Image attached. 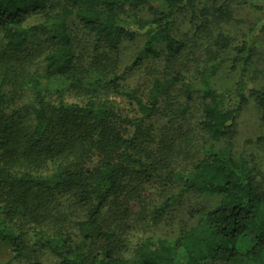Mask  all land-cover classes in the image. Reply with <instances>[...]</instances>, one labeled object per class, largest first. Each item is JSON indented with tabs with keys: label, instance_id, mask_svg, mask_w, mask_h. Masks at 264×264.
<instances>
[{
	"label": "trees",
	"instance_id": "trees-1",
	"mask_svg": "<svg viewBox=\"0 0 264 264\" xmlns=\"http://www.w3.org/2000/svg\"><path fill=\"white\" fill-rule=\"evenodd\" d=\"M153 1L163 7L153 8ZM55 2L0 0L3 57L19 56L36 38L45 36L52 47L44 58L46 70L68 75L75 58L70 31L75 19L110 52L124 41L142 37V51L126 74L142 58L162 56L159 45L164 46L166 62L179 56L184 43L173 36L175 21L182 8L193 12L194 7V0H62L60 10L49 13ZM30 14H43V22L25 26ZM213 45L218 52L234 50V60L240 64L231 91H217L211 85L224 60L213 57L203 74L200 128L210 140L220 142L229 137L247 102L243 92L251 51L222 34ZM25 84L32 103L10 112L0 90V253L10 256L0 259V264L19 263L41 251L58 258L59 264H264V190L257 188L248 163L233 157L229 141L206 153L188 173L178 175L183 190L217 198L204 219L183 228L174 242L147 239L136 244L128 259L108 247L118 234L104 226V210L122 194L133 167L144 168L130 152L161 100L185 84L183 76L154 78L145 99L134 91L127 93L141 113L133 118L91 105L53 106L39 79L31 76ZM248 92L264 120V87ZM184 96L190 105L188 88ZM128 129L132 132L127 134ZM93 149L101 155L97 167L90 170L75 162ZM75 208L77 221L68 226ZM96 242L106 247L90 249L89 244Z\"/></svg>",
	"mask_w": 264,
	"mask_h": 264
},
{
	"label": "rangeland",
	"instance_id": "rangeland-1",
	"mask_svg": "<svg viewBox=\"0 0 264 264\" xmlns=\"http://www.w3.org/2000/svg\"><path fill=\"white\" fill-rule=\"evenodd\" d=\"M62 5V0H56L48 12H58ZM150 6L163 7L156 1ZM43 20V14H30L24 25L29 27ZM70 31L75 58L68 75L46 70L44 58L52 47L45 36L36 38L16 57H3L0 47V90L6 97L7 111L32 103L33 97L25 82L34 76L39 79L50 105L56 106L59 102L91 105L112 109L123 117H140L139 109L127 98V93L134 91L145 99L154 78L176 75L185 78V84L173 88L161 100L155 115L144 122L143 134L130 152V157L140 160L144 168L133 167L122 194L112 199L104 210V226L118 234L108 245L116 256L130 258L136 244L147 239L174 242L183 228L205 218L217 198L183 190L178 175L188 173L206 153L222 149L228 141L233 145V157L248 163L257 188L264 190V120L255 97L248 92L264 87V0H194L193 12L188 7L182 8L172 31L184 43L182 53L166 62L164 46L159 45L157 49L162 56L142 58L126 74L123 72L135 63L142 51V37L124 41L117 51L110 52L75 19L70 21ZM218 34L236 45L246 44L251 59L243 92L247 102L238 112L229 137L214 142L200 128L203 74L213 57L224 60L211 85L217 91H231L240 66L234 60V50L218 52L215 49L213 41ZM187 88L192 99L188 106L184 96ZM256 140H260L258 145L253 143ZM79 157L75 162L90 170L101 162L98 149ZM78 215L75 208L67 225L73 226ZM89 247L94 250L106 246L96 242ZM0 259H10V256L5 251L0 253ZM34 262L59 264L58 258L47 251L28 254L25 260L13 264Z\"/></svg>",
	"mask_w": 264,
	"mask_h": 264
}]
</instances>
